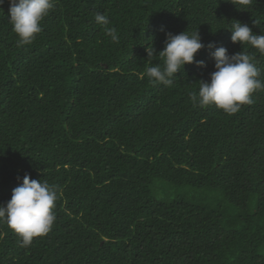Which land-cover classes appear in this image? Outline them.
I'll return each instance as SVG.
<instances>
[{
    "label": "trees",
    "instance_id": "obj_1",
    "mask_svg": "<svg viewBox=\"0 0 264 264\" xmlns=\"http://www.w3.org/2000/svg\"><path fill=\"white\" fill-rule=\"evenodd\" d=\"M54 4L27 45L0 5V203L26 173L58 192L51 230L29 246L0 221V264H264V89L234 114L190 99L215 71L210 42L253 55L264 81V54L226 29L264 34V0ZM197 29L206 67L151 83L163 60L148 44Z\"/></svg>",
    "mask_w": 264,
    "mask_h": 264
},
{
    "label": "clouds",
    "instance_id": "obj_2",
    "mask_svg": "<svg viewBox=\"0 0 264 264\" xmlns=\"http://www.w3.org/2000/svg\"><path fill=\"white\" fill-rule=\"evenodd\" d=\"M231 2L237 9H242L248 6L251 0ZM3 3L4 0H0V5ZM9 5V21L22 45L33 42L43 30L41 21L55 7L54 0H9ZM95 21L105 27L106 35L110 36L113 42H118L117 30L108 27L110 21L106 15L97 12ZM226 29L231 31L230 39L233 43H239L242 47L250 45L260 54H264V34L254 33L248 24L238 20ZM204 47L198 29L191 33L187 30L178 34L166 32L164 48L161 51L157 53L151 44L145 49L149 61L157 56L163 60V66L158 63L148 66L146 76L153 84L170 87L175 74L182 71L186 64L195 63L198 67H206L203 60L195 59L198 51ZM207 47L214 49L210 55L215 62V71L209 74V80H199L198 92L190 93V99L194 105H215L227 114H234L242 105L253 102V92L264 89V81L260 79L261 69L256 66L255 57L247 51L229 54L227 48L216 47L213 42ZM57 199L55 186L46 180L32 179L26 173L22 183L12 190L11 198L0 203V221L6 222L20 236L22 247H27L35 237L51 230L56 220L54 209Z\"/></svg>",
    "mask_w": 264,
    "mask_h": 264
}]
</instances>
